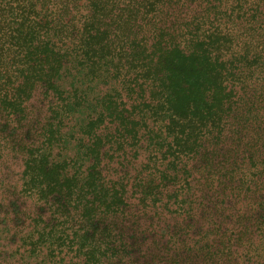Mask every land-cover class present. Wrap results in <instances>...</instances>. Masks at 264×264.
<instances>
[{
    "label": "trees",
    "instance_id": "16d2710c",
    "mask_svg": "<svg viewBox=\"0 0 264 264\" xmlns=\"http://www.w3.org/2000/svg\"><path fill=\"white\" fill-rule=\"evenodd\" d=\"M8 157L15 264H264V0H0Z\"/></svg>",
    "mask_w": 264,
    "mask_h": 264
},
{
    "label": "rangeland",
    "instance_id": "374dc122",
    "mask_svg": "<svg viewBox=\"0 0 264 264\" xmlns=\"http://www.w3.org/2000/svg\"><path fill=\"white\" fill-rule=\"evenodd\" d=\"M39 101V102H38ZM33 106L34 110H38L41 107L40 99H37L36 96L30 103ZM33 110V111H34ZM35 113V112H34ZM10 128V127H9ZM7 130V128H6ZM11 131V128H10ZM26 133H24V137H26ZM140 150L137 159L131 160V163L128 164L130 166V170L125 176V182L127 184V189L130 191L133 189V179L136 176L137 172L141 170L142 165L145 163L146 159L149 156L150 151L147 149L146 140H142L140 142ZM130 155V154H129ZM8 161L4 164V166H0V261H7L5 264L13 263L15 264V243L18 238L22 237V234L19 233L18 228H15L17 224L14 218L15 210L20 211L21 209L27 208V204L25 200H19L17 203L13 202V199L10 198L9 193H6L4 189L12 190L15 187V191L19 190V175L21 172L19 161L8 157ZM111 179L115 180L121 177L123 174L116 168V166L111 165ZM128 193V194H129ZM130 196V194H129ZM128 204L130 205V209L135 215L141 217L136 208V200L135 197L130 196L128 200ZM3 215V216H2ZM174 224L173 221L168 220L167 217L163 216V219L160 223H158L157 232L160 233L158 229L163 228L165 226L171 227ZM150 240V238H149Z\"/></svg>",
    "mask_w": 264,
    "mask_h": 264
}]
</instances>
